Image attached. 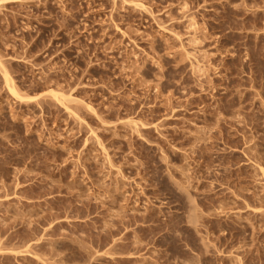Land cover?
I'll use <instances>...</instances> for the list:
<instances>
[{
    "label": "rangeland",
    "instance_id": "374dc122",
    "mask_svg": "<svg viewBox=\"0 0 264 264\" xmlns=\"http://www.w3.org/2000/svg\"><path fill=\"white\" fill-rule=\"evenodd\" d=\"M0 264H264V0H0Z\"/></svg>",
    "mask_w": 264,
    "mask_h": 264
},
{
    "label": "bare ground",
    "instance_id": "6f19581e",
    "mask_svg": "<svg viewBox=\"0 0 264 264\" xmlns=\"http://www.w3.org/2000/svg\"><path fill=\"white\" fill-rule=\"evenodd\" d=\"M5 76H6V80H7V82L10 84V82H11L12 80L10 81V77L8 76L7 73H6ZM9 86L11 87V85H9ZM11 88H12V87H11ZM11 88H10V89H11ZM11 91H12V93L15 95V97H17V99H18V97H20V96L16 93V91L14 90V88H12ZM20 98H21V97H20ZM61 102H62V101H61ZM67 109H68V108H67Z\"/></svg>",
    "mask_w": 264,
    "mask_h": 264
}]
</instances>
